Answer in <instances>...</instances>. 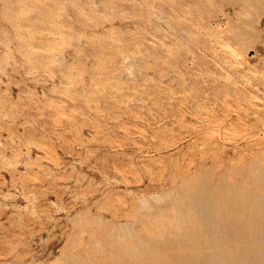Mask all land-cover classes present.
I'll use <instances>...</instances> for the list:
<instances>
[{
  "label": "rangeland",
  "instance_id": "1",
  "mask_svg": "<svg viewBox=\"0 0 264 264\" xmlns=\"http://www.w3.org/2000/svg\"><path fill=\"white\" fill-rule=\"evenodd\" d=\"M261 185L264 0H0V264H235Z\"/></svg>",
  "mask_w": 264,
  "mask_h": 264
},
{
  "label": "bare ground",
  "instance_id": "2",
  "mask_svg": "<svg viewBox=\"0 0 264 264\" xmlns=\"http://www.w3.org/2000/svg\"><path fill=\"white\" fill-rule=\"evenodd\" d=\"M258 185H259V184H258ZM261 186H262V185H261ZM261 189H263V186H262ZM202 190H203V189H202ZM198 191H199V190H198ZM198 191H197V192H198ZM230 191H231V190H230ZM230 191L228 190V192H230ZM263 191H264V189H263ZM204 192H205V191H204ZM204 192H203V193H204ZM207 192H208V191H207ZM224 192H225V191H224ZM224 192H223V193H224ZM250 192H251V191H250ZM250 192H249V193H250ZM261 192H262V191H260V192H258V193L260 194ZM198 193H200V191H199ZM226 193H227V191H226ZM226 193H224V195H225ZM247 193H248V191H247ZM256 193H257V192H256ZM258 193H257V194H258ZM206 194H209V192L206 193ZM227 194H228V193H227ZM227 194H226V195H227ZM237 194H238V193H236V197L239 198V197H238L239 194H238V195H237ZM253 194L255 195V193H253ZM257 194H256V195H257ZM203 195H204V197H207V196H209L210 194L207 195V196H206L205 194H203ZM254 195H253V198H254ZM256 195H255V197L257 198ZM195 196H197V195H194V197H195ZM199 196H200V195L198 194V197H199ZM242 196H243V195H242ZM247 196H248V197H246V199L249 198L250 194L247 195ZM198 197H197V198H198ZM224 197H227V196H224ZM256 198L254 199V204H255V200H258V202L261 200V199L259 200L258 198H264V192H262V193L259 195V197H258L257 199H256ZM200 199H201V197H200ZM202 199H203L202 201H205L207 198H206V199H205V198H202ZM204 199H205V200H204ZM239 199H242V198H239ZM243 199H244V197H243ZM243 199H242V201H243ZM247 201H248V199H247ZM263 201H264V199H262V202H263ZM234 202H235V201H234ZM245 202H246V201H245ZM258 202H257V204L254 205V208L252 207L253 210H256V209H257V211H259V210H258V208H259ZM207 203L209 204V202H206V201H205V204H206V205H207ZM232 203H233V202H232ZM250 203H251V202H250ZM252 203H253V201H252ZM252 203H251V204H252ZM263 203H264V202H263ZM201 204H202L201 207H203V202H202ZM251 204H250V205H251ZM228 205H229V204H228ZM242 205H244V204H242ZM207 206L209 207V205H207ZM229 206H230V205H229ZM236 206H237V205H236ZM251 206H252V205H251ZM262 206L264 207V205H262ZM205 207H206V206H205ZM205 207H203L204 210L207 208V207H206V208H205ZM255 207H256V208H255ZM252 208H250V209H252ZM207 209H208V208H207ZM207 209H206V210H207ZM260 209H261V208H260ZM204 210H203V211H204ZM240 210H241V209H240ZM243 210H244V209H243ZM263 210H264V209L262 208V212H263ZM208 211H209V209L207 210V212H208ZM260 211H261V210H260ZM229 212L231 213V210H230ZM248 212H249V209H248ZM248 212H247V213H248ZM255 212H256V211H255ZM255 212H254V213H255ZM249 213H251V212H249ZM249 213H248V215H249ZM240 214H241V213H240ZM256 214H258V213H256ZM259 214H260V213H259ZM229 215H230V214H229ZM254 215H255V214H254ZM263 215H264V213H263ZM263 215H262V216H263ZM251 216H252V215H251ZM258 216H259V215H258ZM260 216H261V215H260ZM240 217H241V216H240ZM248 217H249V216H248ZM248 217H246V218H248ZM256 218H257V216H256ZM228 219H229V218H228ZM261 219L264 220V218H261ZM248 220L250 221V218L247 219V221H248ZM245 221H246V220H245ZM245 221H244V222H245ZM263 222H264V221H263ZM250 223H251V222H250ZM239 224H240V223H239ZM258 224L261 225V223H258ZM246 225H247V224H246ZM250 226H253V225H248V227H250ZM257 226H258V225H257ZM257 226H256V227H257ZM239 227H240V226H239ZM239 227H238V228H239ZM245 227H246V226H245ZM253 227H254V226H253ZM228 228H229V226H228ZM232 228H233L232 231L234 232V228H235V227H231V229H232ZM239 229H240V228H239ZM243 229H244V228H243ZM256 229H257V228H256ZM263 229H264V223H263ZM263 229H262V230H263ZM227 230H228V229H227ZM245 230H246V229H245ZM249 230H250V229H249ZM258 230H259V229H257V231H258ZM262 230H261V231H262ZM238 231H239V230H238ZM230 232H231V230H230ZM239 232H240V231H239ZM239 232H238V233H239ZM249 232L251 233V230H250ZM249 232H248V233H249ZM254 232L256 233V231H254ZM263 232H264V231H263ZM258 233H259V232H258ZM231 234H232V233H231ZM234 234H236V233L234 232L233 235H234ZM259 234H260V233H259ZM233 235H232V236H233ZM248 235H249V234H248ZM251 235H252V234H251ZM251 235H250L249 237H251ZM257 235H258V234H257ZM260 236H262V237H261L260 239H259V237H258V240H256V241L259 242L262 246L259 244V246H257V247H253V249H254V248H257V249H256V250L254 249L255 251L251 252V250H252V249H251V248H252V245H253V246L256 245V244H254V243L252 242L253 244H251V248H250V249H251V250H250L251 253H250V254H248V253L246 254V253L244 252L243 249H239V252H238V253H239V256H238V257H234V256H233L234 259H235V264H236L237 262H238L237 264H264V237H263V234H262V235L260 234ZM239 237H240V235H239ZM239 237H238V238H239ZM231 238H232V237H231ZM236 239H237V238H236ZM256 239H257V238H256ZM252 240H253V238H252ZM252 240H251V241H252ZM253 241H254V240H253ZM210 244H211V243H210ZM233 244H235V243H233ZM236 244L239 245V242L236 243ZM248 244H250V243H248ZM257 244H258V243H257ZM249 246H250V245H249ZM234 247H235V246H234ZM238 247H239V246H238ZM206 248H207V250H208V247H206ZM213 248H214V247H213ZM231 249H232V248H231ZM207 250H206V252H208ZM223 250H224V248H223ZM234 250H235V249H234ZM234 250H233V251H234ZM235 251H236V250H235ZM237 251H238V250H237ZM237 251H236V252H237ZM220 252H221V249H220ZM220 252H219V253H220ZM185 253H186V252H185ZM189 253H191V255H193L192 251L189 252ZM189 253H188V254H189ZM202 253H203V252H202ZM221 253H222V252H221ZM234 253H235V252H234ZM234 253H232V254L234 255ZM204 254H205V252H204ZM204 254H202V255H203V258L201 259L202 262H205V261H204V258H205V255H204ZM206 254H207V253H206ZM223 254H224V253H223ZM235 254H237V253H235ZM185 256H187V253H186ZM235 256H236V255H235ZM187 257H189V256H187ZM191 257H192V256H191ZM198 257H200V255H199ZM201 257H202V256H201ZM209 257H210V256L208 255V258H209ZM225 257H226V256H225ZM227 257H228V256H227ZM233 257H232V258H233ZM179 258H180V257H179ZM192 258H193V257H192ZM227 259H228V258H227ZM227 259H226V260H227ZM187 260H188V259H187ZM192 260H193V259H192ZM198 260H199V259H198ZM205 260H206V258H205ZM214 260H215V259H214ZM236 260H237V261H236ZM208 261H209V260H208ZM210 261H211V260H210ZM188 263H189V262H188ZM188 263H187V264H188ZM200 263H201V262H200ZM208 263H209V262H208ZM228 263H229V262L227 261L226 264H228ZM197 264H198V263H197ZM201 264H202V263H201ZM206 264H207V261H206ZM224 264H225V263H224Z\"/></svg>",
  "mask_w": 264,
  "mask_h": 264
}]
</instances>
